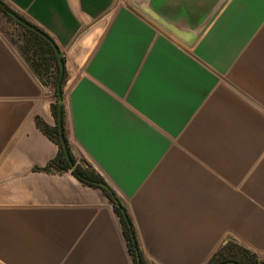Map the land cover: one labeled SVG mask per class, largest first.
<instances>
[{"label":"crops","instance_id":"crops-1","mask_svg":"<svg viewBox=\"0 0 264 264\" xmlns=\"http://www.w3.org/2000/svg\"><path fill=\"white\" fill-rule=\"evenodd\" d=\"M2 1L74 72L66 136L145 264H207L227 242L264 260V0ZM54 93L0 29V264H134L104 190L47 168Z\"/></svg>","mask_w":264,"mask_h":264},{"label":"trees","instance_id":"trees-1","mask_svg":"<svg viewBox=\"0 0 264 264\" xmlns=\"http://www.w3.org/2000/svg\"><path fill=\"white\" fill-rule=\"evenodd\" d=\"M0 8L4 13L13 17L16 14L6 3L0 0ZM14 18V17H13ZM15 19V18H14ZM19 22V21H18ZM27 30L33 35V37L39 42L40 50L34 51L32 47H20L26 54V58L29 61L33 71L37 74L43 84L48 85L46 80L43 79V75L46 71H50L52 67L55 68L56 80H55V95L56 102L52 104V111L57 121L59 119V108H62V94L63 83L67 76L65 67V56L61 53L60 49H56L47 39L33 31L26 26ZM63 109V108H62ZM38 124L41 129L54 139L59 145V150L54 159L48 164V169H56L59 171L71 170L72 174L81 180L83 183L93 186H98L104 190L109 199L113 202L114 207L120 216L123 226L124 235L127 239L129 252L133 258L134 264H138L137 251L140 256L141 264H145L143 255L140 251L138 240L136 237L135 229L131 220V217L121 202L118 206L112 198L111 189L102 187L99 183L104 182L103 177L95 170V168L86 160H79L76 154L72 151V146L66 136V130L64 126V112H62L60 127L58 122L54 126H49L39 118H37ZM62 130L65 140L67 142V149L63 147L60 131ZM72 159L73 164L69 159ZM207 264H264V260L258 258V256L236 243L227 242L221 247L208 261Z\"/></svg>","mask_w":264,"mask_h":264},{"label":"rangeland","instance_id":"rangeland-1","mask_svg":"<svg viewBox=\"0 0 264 264\" xmlns=\"http://www.w3.org/2000/svg\"><path fill=\"white\" fill-rule=\"evenodd\" d=\"M25 19V18H24ZM26 20V19H25ZM28 21V20H27ZM32 24V23H31ZM29 28V27H28ZM0 29L7 35V37L16 44V46L21 50L20 47H32L34 51H39L40 46L39 42L33 37V35L27 30L26 26L21 22H18L13 17L9 16L8 14L4 13L0 8ZM22 51V50H21ZM24 56L26 54L22 51ZM74 72L68 75L66 82L64 83L63 89H67L71 82L73 81ZM43 79L46 80L47 86L55 91V80H56V72L55 68L52 67L50 71H46V73L42 76ZM55 94V93H54ZM57 99V98H56ZM73 153L77 155L79 160L83 161L86 160L88 163L89 161L84 157V155L79 152L75 147H72Z\"/></svg>","mask_w":264,"mask_h":264},{"label":"water","instance_id":"water-1","mask_svg":"<svg viewBox=\"0 0 264 264\" xmlns=\"http://www.w3.org/2000/svg\"><path fill=\"white\" fill-rule=\"evenodd\" d=\"M13 17L21 22L22 24H24L25 26L29 27L30 29H32L33 31L37 32L38 34H40L41 36H43L45 39H47L56 49H59L57 44L55 43V41L45 32L43 31L42 29H40L39 27L31 24L29 21L25 20L23 17H21L20 15L18 14H13ZM59 119H58V124L59 126L61 127L62 126V122H61V117H62V110L61 108L59 109ZM60 137H61V141H62V144H63V147L65 149H67V142L65 140V136L62 132V130L60 131ZM74 152V151H73ZM70 163L73 164V161L72 159L70 158ZM102 187H105L107 189H110L109 186L105 183V182H100L99 183ZM111 195H112V198L113 200L115 201V203L120 206L121 205V201L117 198V196L115 195V193L113 191H111ZM137 259H138V264H141L140 262V256H139V253L137 251Z\"/></svg>","mask_w":264,"mask_h":264}]
</instances>
